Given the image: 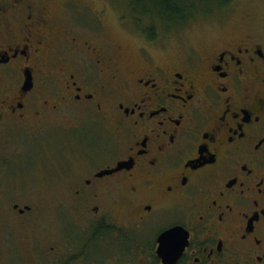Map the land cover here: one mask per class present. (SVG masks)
Instances as JSON below:
<instances>
[{
	"label": "flooded vegetation",
	"instance_id": "af4514ba",
	"mask_svg": "<svg viewBox=\"0 0 264 264\" xmlns=\"http://www.w3.org/2000/svg\"><path fill=\"white\" fill-rule=\"evenodd\" d=\"M220 3L153 31L127 6L128 53L91 0H0V166L66 181L48 215L1 191L0 264H264V19Z\"/></svg>",
	"mask_w": 264,
	"mask_h": 264
},
{
	"label": "rangeland",
	"instance_id": "374dc122",
	"mask_svg": "<svg viewBox=\"0 0 264 264\" xmlns=\"http://www.w3.org/2000/svg\"><path fill=\"white\" fill-rule=\"evenodd\" d=\"M93 3L96 4L97 7H107L108 13L110 16V22L108 24V27L106 29V32H108L110 39L112 41H116L117 39H120L123 41L126 45L125 51L128 53H132L135 48V42L131 39L126 38L123 34H131L136 39H139L138 37V31L137 27L134 25L133 22L130 21L129 17H125L127 28L126 31L122 30L121 22L118 20V14H127V5L126 3L118 2L115 0H91ZM213 3V4H212ZM207 4V7L204 5L203 8H207L208 10L203 11L202 13L208 12L211 8V4L213 5V10H217L218 8V2H209ZM216 12V11H215ZM227 14L232 17V22H236L239 20H242V17H251L254 18L256 23H259L260 19H264V0H233V4L231 5V8L227 10ZM204 15V14H202ZM217 17H220L219 15H216ZM202 24L196 25L193 27L191 32H193L196 35H208L209 33H215V29L213 23L205 24V21H210L208 17H203ZM216 21H219L218 18L215 19ZM116 22L118 26L121 28V30L118 29V31H121L122 33H118L115 28L110 24L113 22ZM215 31V32H214ZM73 112L71 114L78 115L76 108L72 109ZM88 131V130H85ZM84 131V132H85ZM83 132V133H84ZM18 149L19 153L22 152V144L20 143L18 147H15L12 143H9L8 145V151L14 152ZM7 151V150H6ZM7 151V152H8ZM8 152V153H9ZM23 154V153H21ZM60 155H63V153H57L56 157H54L58 161V158H60ZM32 155L31 153H24L22 157L23 163L27 167H29L32 164ZM59 162V161H58ZM52 162H48V165H50ZM56 167H59L57 165ZM56 169V168H55ZM54 168H50L47 165H41L38 166V169L36 170H24L22 173L19 174V178L17 179V176L15 178H10V173L15 172V168L13 166H5L1 168L0 166V194L1 191L7 190L8 187L11 190L12 186L13 189H16V186H19L20 192H23V194L20 193V197L17 198L18 204L21 205V207H24L25 205L33 206L35 209H41L44 211L45 215H48V211L54 210L56 206L58 205V201H60L61 196L66 191V181L58 180L53 186L49 185L48 183H40V179L50 178L51 174L55 171ZM12 186H10V185ZM8 186V187H7ZM55 188L57 190V194H51L50 190ZM13 190V191H14ZM18 192V189L15 191ZM59 194V196H58ZM55 197V198H54ZM9 199V198H8ZM14 203V201H6L2 197L0 198V210H5L10 208Z\"/></svg>",
	"mask_w": 264,
	"mask_h": 264
},
{
	"label": "trees",
	"instance_id": "16d2710c",
	"mask_svg": "<svg viewBox=\"0 0 264 264\" xmlns=\"http://www.w3.org/2000/svg\"><path fill=\"white\" fill-rule=\"evenodd\" d=\"M118 2H124L129 7V5L136 12L143 13H158L155 16L151 15V21L149 24L151 30H155L158 26L167 27L169 29L176 27V22L178 20H183L184 23L189 22L193 16L198 12H203L208 10L206 7L210 4L209 2H221L224 3L225 0H115ZM227 1V0H226ZM220 3V4H221ZM213 4V3H212ZM211 4V7L213 5ZM204 5L206 6L205 8ZM152 11V12H151ZM157 16V17H156ZM159 17V18H158ZM141 26H146V24H141L140 21L137 23Z\"/></svg>",
	"mask_w": 264,
	"mask_h": 264
},
{
	"label": "snow or ice",
	"instance_id": "6c2138e0",
	"mask_svg": "<svg viewBox=\"0 0 264 264\" xmlns=\"http://www.w3.org/2000/svg\"><path fill=\"white\" fill-rule=\"evenodd\" d=\"M260 259H261L262 261H264V253H262V254L260 255Z\"/></svg>",
	"mask_w": 264,
	"mask_h": 264
},
{
	"label": "water",
	"instance_id": "95a60500",
	"mask_svg": "<svg viewBox=\"0 0 264 264\" xmlns=\"http://www.w3.org/2000/svg\"><path fill=\"white\" fill-rule=\"evenodd\" d=\"M29 76V75H28ZM29 79V81H31V78H28Z\"/></svg>",
	"mask_w": 264,
	"mask_h": 264
}]
</instances>
